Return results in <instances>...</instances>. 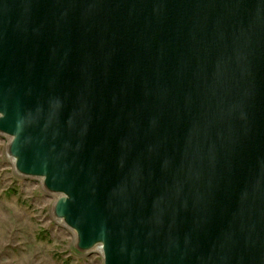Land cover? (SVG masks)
I'll return each instance as SVG.
<instances>
[{
	"label": "water",
	"instance_id": "water-1",
	"mask_svg": "<svg viewBox=\"0 0 264 264\" xmlns=\"http://www.w3.org/2000/svg\"><path fill=\"white\" fill-rule=\"evenodd\" d=\"M0 135L103 264H264V0H0Z\"/></svg>",
	"mask_w": 264,
	"mask_h": 264
},
{
	"label": "rangeland",
	"instance_id": "rangeland-1",
	"mask_svg": "<svg viewBox=\"0 0 264 264\" xmlns=\"http://www.w3.org/2000/svg\"><path fill=\"white\" fill-rule=\"evenodd\" d=\"M0 135V264H103L79 252L73 232L52 214L54 197L39 179L18 175Z\"/></svg>",
	"mask_w": 264,
	"mask_h": 264
},
{
	"label": "bare ground",
	"instance_id": "bare-ground-1",
	"mask_svg": "<svg viewBox=\"0 0 264 264\" xmlns=\"http://www.w3.org/2000/svg\"><path fill=\"white\" fill-rule=\"evenodd\" d=\"M7 141H8V140H7ZM10 161H11V164L13 165V160L11 159ZM53 197H55V195H53ZM97 251H98V253L100 254V247H97Z\"/></svg>",
	"mask_w": 264,
	"mask_h": 264
}]
</instances>
